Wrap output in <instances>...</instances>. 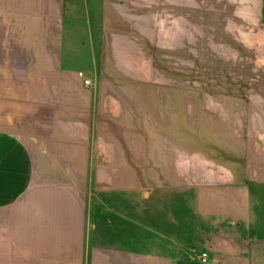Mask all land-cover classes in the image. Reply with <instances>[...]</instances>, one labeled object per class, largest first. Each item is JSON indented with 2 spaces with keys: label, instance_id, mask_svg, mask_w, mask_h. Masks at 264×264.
I'll return each mask as SVG.
<instances>
[{
  "label": "crops",
  "instance_id": "crops-1",
  "mask_svg": "<svg viewBox=\"0 0 264 264\" xmlns=\"http://www.w3.org/2000/svg\"><path fill=\"white\" fill-rule=\"evenodd\" d=\"M201 251L264 264V0H0V264Z\"/></svg>",
  "mask_w": 264,
  "mask_h": 264
},
{
  "label": "built area",
  "instance_id": "built-area-1",
  "mask_svg": "<svg viewBox=\"0 0 264 264\" xmlns=\"http://www.w3.org/2000/svg\"><path fill=\"white\" fill-rule=\"evenodd\" d=\"M81 77L84 80L85 87L86 88H91V86L93 85L92 79L89 78V77L84 76V74H81ZM199 259H200L201 263L208 264L209 263V260H210L208 252L201 251L199 253Z\"/></svg>",
  "mask_w": 264,
  "mask_h": 264
},
{
  "label": "rangeland",
  "instance_id": "rangeland-1",
  "mask_svg": "<svg viewBox=\"0 0 264 264\" xmlns=\"http://www.w3.org/2000/svg\"><path fill=\"white\" fill-rule=\"evenodd\" d=\"M207 72H209V71H207ZM193 74H195V73H193Z\"/></svg>",
  "mask_w": 264,
  "mask_h": 264
}]
</instances>
